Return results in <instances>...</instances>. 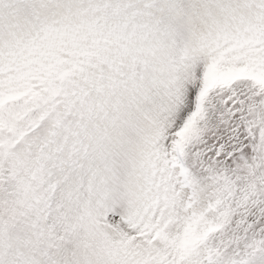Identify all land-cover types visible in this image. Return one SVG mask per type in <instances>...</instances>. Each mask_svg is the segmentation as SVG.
Returning <instances> with one entry per match:
<instances>
[{
  "label": "snow or ice",
  "instance_id": "obj_1",
  "mask_svg": "<svg viewBox=\"0 0 264 264\" xmlns=\"http://www.w3.org/2000/svg\"><path fill=\"white\" fill-rule=\"evenodd\" d=\"M0 264H264V0H0Z\"/></svg>",
  "mask_w": 264,
  "mask_h": 264
}]
</instances>
